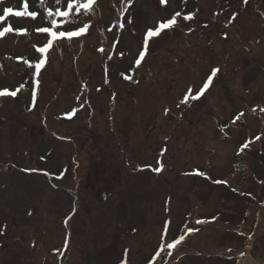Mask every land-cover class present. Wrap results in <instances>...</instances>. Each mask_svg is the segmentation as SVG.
I'll use <instances>...</instances> for the list:
<instances>
[{"label": "rangeland", "instance_id": "obj_1", "mask_svg": "<svg viewBox=\"0 0 264 264\" xmlns=\"http://www.w3.org/2000/svg\"><path fill=\"white\" fill-rule=\"evenodd\" d=\"M122 1L43 54L39 17L0 22V264H264V0Z\"/></svg>", "mask_w": 264, "mask_h": 264}, {"label": "snow or ice", "instance_id": "obj_2", "mask_svg": "<svg viewBox=\"0 0 264 264\" xmlns=\"http://www.w3.org/2000/svg\"><path fill=\"white\" fill-rule=\"evenodd\" d=\"M164 0H162V3ZM247 0H245V3ZM56 3L60 5L59 7H56L55 10L49 8L47 10V26H43V22L45 21V17L36 10H29L30 6L35 8L37 4L42 6L44 4V0H35V3H33V0H22V10H14L13 7H3L2 14H0V22L4 21L6 17L8 16H15V17H31L33 20H36L37 17L40 18L42 21L41 26L36 27V31L41 34H47V37H50V39H47L46 43L42 47H38L36 50L40 53H47L48 50L53 46V41L67 38L71 40L73 37H79L82 34H85L87 29L90 27L89 24H84L83 26H78L73 28V25H76L77 18L81 14V10H83L84 13H88L91 11L92 6L95 3V0H87L86 3H81L80 0H56ZM4 4V0H0V6ZM63 9V10H62ZM181 13L176 12L170 19H168L166 22H162L159 24L158 27L153 29H149L147 32V37H157L160 35L161 31L164 29H170L174 27L177 24V17H180ZM55 17V18H54ZM62 18V19H58ZM185 20L192 19L191 15H187L183 17ZM234 19V17H233ZM123 27V25H121ZM13 31H16L17 34L23 35L26 34V30L24 29H13L11 26L0 28V38H4L6 34L12 33ZM145 45H147L148 41L147 38H145L144 41ZM35 47V46H34ZM144 52L140 53L141 59H143ZM45 63V60H40L38 64L35 65L36 71L39 72L40 67ZM137 65H139L140 60L136 61ZM219 72V69H213L211 72V75L208 77L207 81L204 83L203 87L199 90V92L192 96V99H199L201 95L204 94L205 90L209 88V86L213 82V77L217 75ZM127 78V77H126ZM19 91V89H17ZM17 91L9 92L7 89L0 90V97L3 96H11L15 97L17 95ZM189 92H191V89H189ZM189 99V96L186 95L184 99L181 101V103H187ZM241 115H243L241 113ZM259 139V137H257ZM248 147V144L246 143L241 148V151H243L244 148ZM239 154V153H238ZM163 165H161L160 168L153 169L156 172H159L162 169ZM200 175H204L203 173H199ZM217 183H221V181H216ZM226 183V182H225ZM200 221H197L199 223ZM191 231V229H189ZM250 238V237H249ZM184 239V236L181 235L178 239H175L172 243L167 244V248L172 249L179 245L181 241ZM163 250V248H162ZM171 254V253H169ZM159 255V253H157Z\"/></svg>", "mask_w": 264, "mask_h": 264}, {"label": "trees", "instance_id": "obj_3", "mask_svg": "<svg viewBox=\"0 0 264 264\" xmlns=\"http://www.w3.org/2000/svg\"><path fill=\"white\" fill-rule=\"evenodd\" d=\"M122 3H123V6H125V1H124V0L122 1ZM96 6H97V5L94 4L92 7H96ZM96 14H98L97 11H96ZM178 24H179V20H177V24H176L175 26H177ZM186 24H187V23H186ZM187 25H189V24H187ZM166 30H167V29H166ZM162 36H163V35H162ZM162 36H161V37H162ZM161 37H159V38H161ZM150 51H151L150 48H148L147 50H145V51H144V56H143V58L146 59L147 56H149ZM139 60H141V57L139 58ZM209 76H210V72H209V74L206 76V81H207V79H208ZM214 82H215V80L213 79L212 84L209 86L208 89L205 90L204 94L201 95L199 99H195V100L192 99V98H191V97H192V96H191L192 94H191V93H188V92L186 91V92L182 95L181 100H183L184 97H185L186 95L189 96V99H188V100H190L191 102L193 101L192 103H197V102H200V101L203 100V99H206V96L208 95V92L210 91V88H211V86L213 85ZM242 114H244V113H242ZM241 116H242V115H241ZM237 118H239V117H238V116H235V119H237ZM231 124H233V122H232ZM230 126H231V125H230ZM222 128H223V127H222ZM248 142H249V141H248ZM244 144H245V143H243L241 146H243ZM219 184H222V183H219ZM222 185H223V184H222ZM200 223H201V222H200ZM197 224H198V223H197ZM166 228H167V226H163V228H162V232H163V234L166 233ZM193 228H194V227H193ZM193 228L187 226V229H186L187 231L185 232V230H183V232H185L184 235H186V233L189 234V229L193 230ZM167 231H168V229H167ZM165 235H166V234H165ZM189 236L192 237V235H190V234H189ZM173 241H174V240H173ZM173 241H172V242H173ZM187 241H189V238L186 239V240H185L184 242H182L181 244H179V246H178L177 248L174 247L173 249H174V250H175V249H179V251L184 250V249H185L184 246L186 245V242H187ZM172 242H170V243H172ZM183 248H184V249H183ZM173 249H169V248H167V252H171V251H172V252L176 253V251H174ZM159 251H160V253H164L166 256L168 255V253H167V252H164V250H162V249H161V250H157V251H156V254L159 253ZM152 259H153V258H152ZM152 259H151V260H152ZM154 259H155V258H154ZM151 260H150V261H151ZM127 261H128V260H124L123 263H124V264H127ZM150 261H148L146 264H153V263H152L153 261H151V262H150Z\"/></svg>", "mask_w": 264, "mask_h": 264}, {"label": "water", "instance_id": "obj_4", "mask_svg": "<svg viewBox=\"0 0 264 264\" xmlns=\"http://www.w3.org/2000/svg\"><path fill=\"white\" fill-rule=\"evenodd\" d=\"M68 244H69V242H68ZM68 244H67V247H68Z\"/></svg>", "mask_w": 264, "mask_h": 264}]
</instances>
